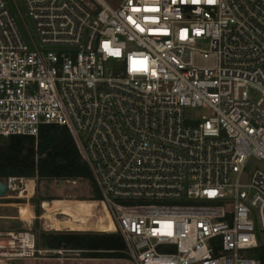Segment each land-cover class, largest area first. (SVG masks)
Returning a JSON list of instances; mask_svg holds the SVG:
<instances>
[{
  "label": "built area",
  "instance_id": "1",
  "mask_svg": "<svg viewBox=\"0 0 264 264\" xmlns=\"http://www.w3.org/2000/svg\"><path fill=\"white\" fill-rule=\"evenodd\" d=\"M42 125L72 135L130 264H262L264 0H0V136ZM37 253L0 229V264Z\"/></svg>",
  "mask_w": 264,
  "mask_h": 264
},
{
  "label": "trees",
  "instance_id": "2",
  "mask_svg": "<svg viewBox=\"0 0 264 264\" xmlns=\"http://www.w3.org/2000/svg\"><path fill=\"white\" fill-rule=\"evenodd\" d=\"M27 179L88 180L94 189L92 200L101 199L88 165L81 158L66 127L42 125L37 137L0 136V180ZM38 215V211L36 210ZM39 247L48 250L78 251L86 262L130 264L125 244L117 232H42ZM248 255L264 264V246L248 250Z\"/></svg>",
  "mask_w": 264,
  "mask_h": 264
},
{
  "label": "rangeland",
  "instance_id": "3",
  "mask_svg": "<svg viewBox=\"0 0 264 264\" xmlns=\"http://www.w3.org/2000/svg\"><path fill=\"white\" fill-rule=\"evenodd\" d=\"M105 1L111 5L117 2V0ZM188 112H192L194 118H200L208 114L205 110L199 109L188 110ZM251 164L264 172V160H254ZM20 195L18 193H6L0 198V229L15 231L30 229L34 233L36 248L39 253H37L36 259L30 260L26 264H103L102 262H86L88 258H82L80 253L74 251H62V254L49 253L47 252L48 249L39 247L42 232H105V230H108L105 233L113 232L112 224L104 213L103 206L99 202L92 200L95 192L88 180H46L35 177L28 179L26 191ZM71 210L96 219V229L87 228V225H85L84 229L83 227H74L73 229L48 227L51 220L46 219L47 213L53 219L67 221L76 217ZM53 213L63 214L53 216ZM22 216L26 219L22 218ZM86 222L88 221H85L84 224Z\"/></svg>",
  "mask_w": 264,
  "mask_h": 264
},
{
  "label": "bare ground",
  "instance_id": "4",
  "mask_svg": "<svg viewBox=\"0 0 264 264\" xmlns=\"http://www.w3.org/2000/svg\"><path fill=\"white\" fill-rule=\"evenodd\" d=\"M25 209V208H24ZM63 211V210H62ZM26 212V211H25ZM71 212L76 215V217H74L73 220H67V221H58L56 219H53L48 213L46 214V219L47 220H51L48 224V227H53V228H59V229H64V228H71L73 229L74 227L78 228V227H86L85 225H87V228H91V229H96V226H97V222H96V219L94 218H90L88 217L87 215H82V214H79L75 211H72ZM68 214V213H67ZM71 214V213H70ZM26 215V214H25ZM72 215V214H71ZM22 218L26 219L24 216H22ZM86 218V219H85ZM85 219V220H84ZM85 221H88L86 222V224L84 225L83 223H85ZM110 222V221H109ZM46 223V222H45ZM111 223V222H110ZM47 226V225H46ZM45 226V227H46Z\"/></svg>",
  "mask_w": 264,
  "mask_h": 264
},
{
  "label": "water",
  "instance_id": "5",
  "mask_svg": "<svg viewBox=\"0 0 264 264\" xmlns=\"http://www.w3.org/2000/svg\"><path fill=\"white\" fill-rule=\"evenodd\" d=\"M7 193L6 186L0 180V198L3 197ZM264 240V238H263Z\"/></svg>",
  "mask_w": 264,
  "mask_h": 264
}]
</instances>
